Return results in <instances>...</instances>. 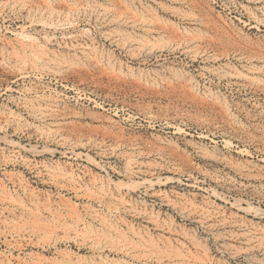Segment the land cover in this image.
<instances>
[{"label":"rangeland","instance_id":"obj_1","mask_svg":"<svg viewBox=\"0 0 264 264\" xmlns=\"http://www.w3.org/2000/svg\"><path fill=\"white\" fill-rule=\"evenodd\" d=\"M0 264H264V0H0Z\"/></svg>","mask_w":264,"mask_h":264}]
</instances>
